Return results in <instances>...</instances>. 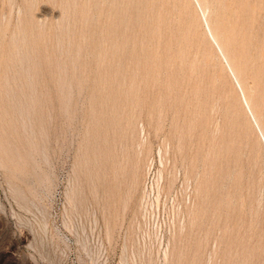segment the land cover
I'll list each match as a JSON object with an SVG mask.
<instances>
[{
  "label": "rangeland",
  "instance_id": "obj_1",
  "mask_svg": "<svg viewBox=\"0 0 264 264\" xmlns=\"http://www.w3.org/2000/svg\"><path fill=\"white\" fill-rule=\"evenodd\" d=\"M0 264H264V0H0Z\"/></svg>",
  "mask_w": 264,
  "mask_h": 264
},
{
  "label": "bare ground",
  "instance_id": "obj_2",
  "mask_svg": "<svg viewBox=\"0 0 264 264\" xmlns=\"http://www.w3.org/2000/svg\"><path fill=\"white\" fill-rule=\"evenodd\" d=\"M218 26V25H217ZM22 32V31H21ZM30 47V46H29ZM14 54V53H13ZM233 55V54H232ZM235 57V56H234ZM229 63V62H228ZM4 77V76H3ZM20 80H22V79H20ZM26 90V89H25ZM9 97H11V96H9ZM8 97V98H9ZM9 101V100H8ZM3 102V101H2ZM11 108V107H10ZM17 115V114H16ZM29 123V122H28ZM21 130V129H20ZM20 150V149H19ZM23 150V149H22ZM80 153V152H79ZM78 153V154H79ZM31 163V162H30ZM24 164V163H23ZM35 165V164H34ZM7 166V165H6ZM6 168V167H5ZM35 168V167H34ZM22 181V180H21ZM28 184V183H27ZM21 189V188H20ZM26 192V191H25ZM93 193V192H92ZM77 208V207H76ZM18 218V217H17ZM34 239V238H33ZM38 241V240H37ZM38 244V243H37ZM41 248V247H40ZM53 258V257H52ZM54 260V259H53Z\"/></svg>",
  "mask_w": 264,
  "mask_h": 264
}]
</instances>
